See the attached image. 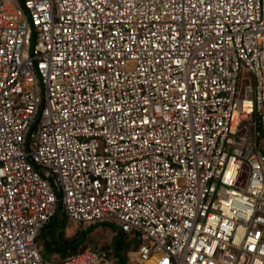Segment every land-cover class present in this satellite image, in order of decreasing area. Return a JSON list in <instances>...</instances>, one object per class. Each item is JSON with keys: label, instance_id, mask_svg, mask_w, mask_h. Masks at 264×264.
Here are the masks:
<instances>
[{"label": "built area", "instance_id": "built-area-1", "mask_svg": "<svg viewBox=\"0 0 264 264\" xmlns=\"http://www.w3.org/2000/svg\"><path fill=\"white\" fill-rule=\"evenodd\" d=\"M60 206L140 264H264V0H0V264H111L44 258Z\"/></svg>", "mask_w": 264, "mask_h": 264}, {"label": "trees", "instance_id": "trees-1", "mask_svg": "<svg viewBox=\"0 0 264 264\" xmlns=\"http://www.w3.org/2000/svg\"><path fill=\"white\" fill-rule=\"evenodd\" d=\"M68 217L62 207L52 220L42 229L40 236L44 238V250L48 252H62L64 257L76 252L87 233V229L74 238H68L65 234ZM122 240L116 243L115 249L122 251Z\"/></svg>", "mask_w": 264, "mask_h": 264}, {"label": "crops", "instance_id": "crops-1", "mask_svg": "<svg viewBox=\"0 0 264 264\" xmlns=\"http://www.w3.org/2000/svg\"><path fill=\"white\" fill-rule=\"evenodd\" d=\"M59 210H60V208L58 209V211ZM97 223H98L97 226L106 227L108 232L110 233V240H109L110 247L106 248V249H98V250H101L110 258L111 264H140L137 261H135L133 258L134 256H132L134 251L137 248V245H138L137 244L138 240L136 238L128 239L129 237L126 236L125 234H123V232H121L119 227L114 222L103 221V222H97ZM110 225H114L115 227H112ZM92 227H95V226H91V228ZM91 228H89L87 230L85 237L86 236L88 237V235L91 232ZM74 229H75L74 226L69 227V225L67 224L66 230L73 231ZM66 230H65V234H66ZM66 236H67V234H66ZM67 237L69 238V236H67ZM85 237H84V239H85ZM120 240H122V243H121L122 251L118 252L115 249V246H116V243H119ZM81 248H83V247H81ZM52 255L53 256L51 257V259H54V260H61L64 258V254L62 252H54V254H52Z\"/></svg>", "mask_w": 264, "mask_h": 264}, {"label": "rangeland", "instance_id": "rangeland-1", "mask_svg": "<svg viewBox=\"0 0 264 264\" xmlns=\"http://www.w3.org/2000/svg\"><path fill=\"white\" fill-rule=\"evenodd\" d=\"M67 220H68L67 224L69 225V227L74 226L75 228L73 231L66 230V234L67 236H69V238H74L78 236L81 232L85 231L86 229L88 230L89 228H91V226H95L91 228L90 234L88 235V237L86 236L85 239H83V242L79 245L78 248L84 246L85 247L90 246L95 249H106L110 247L109 245L110 233L108 232L106 227L97 226L98 223H82V222L79 223V222H74L69 218ZM110 226L115 227L114 225H110ZM37 241L40 247L42 248L44 258L51 259V257L53 256L52 254H54V252H48L44 250V238L39 235Z\"/></svg>", "mask_w": 264, "mask_h": 264}, {"label": "water", "instance_id": "water-1", "mask_svg": "<svg viewBox=\"0 0 264 264\" xmlns=\"http://www.w3.org/2000/svg\"><path fill=\"white\" fill-rule=\"evenodd\" d=\"M53 181H54L55 187L57 189L58 195L61 198L62 197V190H61L60 186L58 185V183H57V181H56V179L54 177H53Z\"/></svg>", "mask_w": 264, "mask_h": 264}]
</instances>
